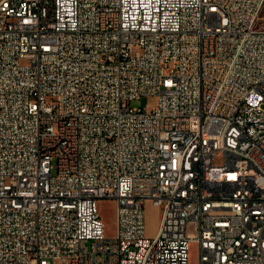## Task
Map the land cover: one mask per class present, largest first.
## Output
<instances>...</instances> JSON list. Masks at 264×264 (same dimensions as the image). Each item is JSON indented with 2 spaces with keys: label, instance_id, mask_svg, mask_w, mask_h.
I'll return each instance as SVG.
<instances>
[{
  "label": "built area",
  "instance_id": "2783aa9c",
  "mask_svg": "<svg viewBox=\"0 0 264 264\" xmlns=\"http://www.w3.org/2000/svg\"><path fill=\"white\" fill-rule=\"evenodd\" d=\"M263 7L0 0V264H264Z\"/></svg>",
  "mask_w": 264,
  "mask_h": 264
},
{
  "label": "rangeland",
  "instance_id": "374dc122",
  "mask_svg": "<svg viewBox=\"0 0 264 264\" xmlns=\"http://www.w3.org/2000/svg\"><path fill=\"white\" fill-rule=\"evenodd\" d=\"M261 22L264 23V7L261 13ZM154 98L142 97L132 102L133 107H145L149 102H153ZM117 204L113 199H102L99 201V210L103 221L105 222V232L107 237H113L117 230ZM163 208L152 204L146 205V223L147 234L154 237L158 231ZM198 253L196 246L193 244L190 250V264H197Z\"/></svg>",
  "mask_w": 264,
  "mask_h": 264
}]
</instances>
